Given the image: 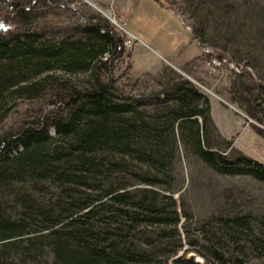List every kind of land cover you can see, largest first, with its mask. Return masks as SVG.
<instances>
[{"label": "trees", "instance_id": "trees-1", "mask_svg": "<svg viewBox=\"0 0 264 264\" xmlns=\"http://www.w3.org/2000/svg\"><path fill=\"white\" fill-rule=\"evenodd\" d=\"M12 2L17 28L0 23V264H200L179 256V227L203 264H264V216L213 218L193 239L181 226L193 215L173 195L180 149L215 174L264 184V163L213 142L210 98L171 68L151 78L150 94H127L113 77L124 41L108 22L41 29L24 8L34 0ZM155 2L185 16L220 60L230 50L248 62L264 44V0ZM229 93L264 123V83L243 69ZM21 102L43 107L2 129Z\"/></svg>", "mask_w": 264, "mask_h": 264}, {"label": "rangeland", "instance_id": "rangeland-1", "mask_svg": "<svg viewBox=\"0 0 264 264\" xmlns=\"http://www.w3.org/2000/svg\"><path fill=\"white\" fill-rule=\"evenodd\" d=\"M24 8L39 16L36 27L58 31L79 24L82 16L84 19L99 16L124 41L123 56L115 63L113 71L121 89L130 95L150 94L155 89L151 78L158 77L166 68L174 69L210 98L216 128L215 145L230 158L243 154L264 163V139L254 129L264 130V123L249 119L232 104L229 93L235 73L243 69L264 83V44L251 50L255 58L248 61L250 65L245 59L235 61L230 50L220 60L218 50L202 48L193 40L191 23L185 16L161 7L155 0H34L33 4H24ZM14 13L12 0H0V23L11 21V30L18 25ZM57 75L79 85L86 80L83 76ZM42 107L41 103H19L2 129L16 126L30 114H38L36 110ZM228 142H231L229 149L226 148ZM175 177L177 185L173 195L178 211L181 213L186 207L193 215L191 224L181 218V226L184 224L190 230V239L196 236L200 223L213 218L264 216V184L253 178L215 174L199 161L186 158L181 149ZM179 229L183 235V250L179 256L187 251V259L194 257L195 262L203 264L204 260L190 251L183 227ZM253 264L262 263L254 260Z\"/></svg>", "mask_w": 264, "mask_h": 264}, {"label": "snow or ice", "instance_id": "snow-or-ice-1", "mask_svg": "<svg viewBox=\"0 0 264 264\" xmlns=\"http://www.w3.org/2000/svg\"><path fill=\"white\" fill-rule=\"evenodd\" d=\"M3 27H5L3 24H0V28H3Z\"/></svg>", "mask_w": 264, "mask_h": 264}]
</instances>
